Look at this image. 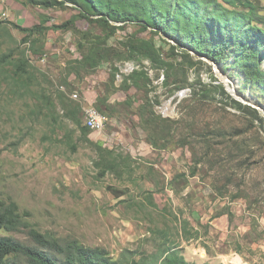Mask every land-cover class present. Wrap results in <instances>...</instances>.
<instances>
[{"label": "rangeland", "instance_id": "374dc122", "mask_svg": "<svg viewBox=\"0 0 264 264\" xmlns=\"http://www.w3.org/2000/svg\"><path fill=\"white\" fill-rule=\"evenodd\" d=\"M255 1L264 6V0ZM75 14L70 5L48 10L0 0V209L16 204L22 223L0 235L31 245L33 229L105 250L119 264H156L171 248L189 251L190 263L210 264L194 249L206 246L211 255V245L235 253V262L223 264H264V93L233 69L194 53L182 58L184 49L173 40L128 24L112 46L124 51L121 43L135 33L153 41L173 65L172 82L166 85L165 72L148 60L120 63L123 73L145 70L152 82L130 91L136 100L130 109L120 107L127 99L121 93L125 99L117 102L114 117L103 114L104 132L92 130L88 138L72 116L84 105V91L105 90L111 64L84 82L69 77L66 65L81 52V32L96 39L99 29L79 21L78 31H50L38 57L17 28L44 16L50 25L62 24ZM4 56L8 63L1 62ZM26 58L23 74L14 65ZM147 99L155 118L151 122L148 112L141 123L137 101ZM91 107L98 109L86 106L82 122ZM209 220L224 222L225 229ZM192 225L202 240L191 239ZM188 230L193 236L187 240Z\"/></svg>", "mask_w": 264, "mask_h": 264}, {"label": "trees", "instance_id": "16d2710c", "mask_svg": "<svg viewBox=\"0 0 264 264\" xmlns=\"http://www.w3.org/2000/svg\"><path fill=\"white\" fill-rule=\"evenodd\" d=\"M25 1L28 6L48 10L70 5L77 11V14L62 24L50 25V17L44 16L32 27L17 26L26 34L25 42H30V51L34 56H43L42 45L50 31L77 30L79 21H86L99 29L96 39H89L88 32H81L80 41L76 46L78 51L82 52L86 48L87 50L84 54L79 52L82 57L79 54L73 59L74 64L71 62L66 70L69 77L75 75L84 82L86 77L93 75L101 65L111 64L110 79L105 85L104 93H99L95 103L102 114L111 113L114 117L116 112L113 110L117 102L114 104L110 102L113 94L121 91L126 93L127 99L120 107L130 109L136 104L135 99L133 101L130 99V91L133 89L141 91L152 82L145 70L123 73L120 63L134 61L142 65L143 60H148L153 69L165 72L163 81L166 85L172 82L173 65L163 59L153 41L138 37L135 33L121 43L124 51L112 46L110 40L116 38L119 32L125 31L128 24L138 26L140 32L152 29L173 40L184 49L182 58L192 59L191 54L194 53L223 66L225 70L233 69L236 75L243 76V82L252 90L264 93V14L261 13L264 12V6L255 0ZM9 61V57L4 56L1 62L4 64ZM29 62L26 58L14 66L25 74ZM120 76L122 82L118 85ZM212 86L215 85L210 84V87ZM137 102L139 114L136 113V116L139 121L142 123V117L149 112L152 122L155 111H149L152 108L150 101L147 99V103L146 100ZM86 106H88L86 103L78 106L72 118L79 124L82 133L89 138L92 130L82 122L81 117ZM19 217L16 204L1 208L0 232L19 230L22 226ZM192 234L189 231L186 239L192 237ZM30 235L33 242L31 245L11 236L0 235V264H119L110 260L105 250L86 248L77 241L61 242L33 229ZM161 255V260L156 264H196L188 262L176 248L164 249Z\"/></svg>", "mask_w": 264, "mask_h": 264}, {"label": "crops", "instance_id": "0c3cea01", "mask_svg": "<svg viewBox=\"0 0 264 264\" xmlns=\"http://www.w3.org/2000/svg\"><path fill=\"white\" fill-rule=\"evenodd\" d=\"M67 66V65H66ZM72 76V75H71ZM104 93V91H102V94ZM121 93H123V92H117V93H115V94H113L112 95V97H111V100H110V102L112 103V104H114L115 102H123L124 101V99H125V97H123V95L121 94ZM84 96H83V100L85 101L84 103H86L88 106H90V105H93V104H95L96 103V101H97V98H98V96H99V94L96 92V91H92L90 88L87 90V91H84ZM87 106V107H88ZM115 118H116V116H115ZM223 218V217H222ZM213 221V220H212ZM212 221H210L209 220V225H213V226H215L216 228H217V230H224L225 228V223L224 222H221L219 225L218 224H216L215 222H212ZM217 226H216V225ZM195 229V233H196V235H194L191 239H193L194 240V238L196 239H199V240H202V235L201 234H199V233H197V231H199L198 229H197V227H195V225H192ZM210 229H209V234H211L212 233V231L214 230V228H211V226L209 227ZM197 230V231H196ZM206 237H208V235L206 236ZM219 247V246H218ZM195 251H198V252H200V256H201V259L202 260H204V259H206L207 261L206 262H208V260L210 261V264H223L224 262H227V263H229V260L232 258V260L235 262V260H236V258H234V255H235V253L233 252V251H231V254H228V253H225V252H223V251H221V250H218V251H215V248H214V246H212L211 245V255L210 254H208V248L206 247V246H204L203 248H199V249H194V253H195ZM205 253V254H204ZM187 254H189L190 255V252L188 251V252H186V254H184V253H182V255L185 257V259L187 260V261H190L189 259H187ZM204 256V257H203ZM239 258L240 259H242L240 256H239ZM191 262V261H190ZM194 262V261H193ZM209 264V263H208Z\"/></svg>", "mask_w": 264, "mask_h": 264}, {"label": "built area", "instance_id": "2783aa9c", "mask_svg": "<svg viewBox=\"0 0 264 264\" xmlns=\"http://www.w3.org/2000/svg\"><path fill=\"white\" fill-rule=\"evenodd\" d=\"M85 124L91 130H99L100 133L104 132L107 125L106 122H101L91 114H86Z\"/></svg>", "mask_w": 264, "mask_h": 264}, {"label": "bare ground", "instance_id": "6f19581e", "mask_svg": "<svg viewBox=\"0 0 264 264\" xmlns=\"http://www.w3.org/2000/svg\"><path fill=\"white\" fill-rule=\"evenodd\" d=\"M75 97H77V95H75ZM86 114H91L93 115L96 119L100 120L101 122H105V117L103 116V114L98 111L96 108H89L86 110ZM85 123V122H84ZM99 131V130H97Z\"/></svg>", "mask_w": 264, "mask_h": 264}, {"label": "water", "instance_id": "95a60500", "mask_svg": "<svg viewBox=\"0 0 264 264\" xmlns=\"http://www.w3.org/2000/svg\"><path fill=\"white\" fill-rule=\"evenodd\" d=\"M128 70H129L128 72H132L134 70V67L131 65V66H129ZM183 94H184V92L181 95H183Z\"/></svg>", "mask_w": 264, "mask_h": 264}]
</instances>
